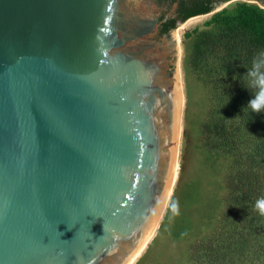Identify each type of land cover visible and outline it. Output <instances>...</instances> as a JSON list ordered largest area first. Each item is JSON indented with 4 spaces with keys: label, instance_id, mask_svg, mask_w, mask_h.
Wrapping results in <instances>:
<instances>
[{
    "label": "water",
    "instance_id": "obj_1",
    "mask_svg": "<svg viewBox=\"0 0 264 264\" xmlns=\"http://www.w3.org/2000/svg\"><path fill=\"white\" fill-rule=\"evenodd\" d=\"M163 23L156 0H0V264H130L150 238L177 168Z\"/></svg>",
    "mask_w": 264,
    "mask_h": 264
},
{
    "label": "trees",
    "instance_id": "obj_2",
    "mask_svg": "<svg viewBox=\"0 0 264 264\" xmlns=\"http://www.w3.org/2000/svg\"><path fill=\"white\" fill-rule=\"evenodd\" d=\"M210 10L203 6L199 13ZM212 19L216 37L196 29L191 58L208 49L215 60L216 75L206 81L211 98L198 127V146L210 159L223 160L222 193L205 232L188 242L186 264H264V217L254 209L264 197V112L244 114L253 90L242 79L252 58L264 51V10L243 2L235 14L218 13ZM236 36L243 39L240 52H234L239 47L230 39ZM228 50L232 60L224 55ZM188 187L190 199L198 183L192 180ZM182 218L176 222L178 235L193 228L192 212Z\"/></svg>",
    "mask_w": 264,
    "mask_h": 264
},
{
    "label": "rangeland",
    "instance_id": "obj_3",
    "mask_svg": "<svg viewBox=\"0 0 264 264\" xmlns=\"http://www.w3.org/2000/svg\"><path fill=\"white\" fill-rule=\"evenodd\" d=\"M243 2L264 10V0H220L219 3L214 0L209 12L200 15L197 20L190 19L186 26V23L178 24L175 28L177 30L170 33L171 37L176 36L179 46V68L176 74L182 83L184 94L178 171L174 190L155 232L131 264H186L188 242L205 232L209 215L216 209V200L222 193L223 160L219 157L210 159L207 152L198 146V127L206 116L211 98V89L206 81L216 70L215 60L207 53L208 49L195 58H191V52L196 29L215 38L218 26L212 19L214 15H233L238 4ZM178 36L181 37L180 40ZM230 39L239 47L234 52H240L242 37ZM227 52L229 50L224 55L232 60L234 57L230 58ZM192 180L198 183V187L189 199L188 183ZM174 203L179 206V215L172 211ZM189 211L192 212L193 223L187 221V224L193 225V228L186 235H178L176 222L183 220L182 216Z\"/></svg>",
    "mask_w": 264,
    "mask_h": 264
},
{
    "label": "clouds",
    "instance_id": "obj_4",
    "mask_svg": "<svg viewBox=\"0 0 264 264\" xmlns=\"http://www.w3.org/2000/svg\"><path fill=\"white\" fill-rule=\"evenodd\" d=\"M242 79L245 87L253 90V98L244 107V114L250 116L251 113L264 112V51L257 53L252 58L251 66L248 67V71ZM254 209L264 217V197L256 200ZM172 211L175 215H179V206L177 203L172 205Z\"/></svg>",
    "mask_w": 264,
    "mask_h": 264
},
{
    "label": "flooded vegetation",
    "instance_id": "obj_5",
    "mask_svg": "<svg viewBox=\"0 0 264 264\" xmlns=\"http://www.w3.org/2000/svg\"><path fill=\"white\" fill-rule=\"evenodd\" d=\"M156 2L164 19L159 41L166 43L176 38V36L171 37L170 33L173 30H177L175 28L178 24L187 23L195 15L205 14L199 13V10L203 6H211L212 9L214 0H206L202 3L198 0H187L186 3H173L172 0H156ZM177 61H179V57L172 63L177 65Z\"/></svg>",
    "mask_w": 264,
    "mask_h": 264
},
{
    "label": "bare ground",
    "instance_id": "obj_6",
    "mask_svg": "<svg viewBox=\"0 0 264 264\" xmlns=\"http://www.w3.org/2000/svg\"><path fill=\"white\" fill-rule=\"evenodd\" d=\"M201 16L197 15V17L195 16L194 18H192L193 20H197L199 19ZM191 19V20H192ZM190 22V21H189ZM187 22V23H189ZM196 22V21H195ZM185 24L188 25V24ZM185 28V27H184ZM182 29V28H181ZM176 39V38H175ZM181 37L178 36V40H180ZM177 42V39H176ZM178 44V43H177ZM179 49V46H178ZM178 66V65H177ZM179 67V66H178ZM178 69V68H177ZM176 69V70H177ZM177 73V72H176ZM177 79H178V75L176 74ZM179 85H180V94H179V104H178V115H177V125H176V135H175V151H176V158H177V168H176V176H177V171H178V159H179V144H180V137H181V130H182V117H183V108H184V94H183V88H182V83L181 81L178 79ZM176 180V178H175ZM170 197V196H169ZM169 198L167 199L166 203L164 204V206L162 207V209L160 210L159 214L157 215V217L155 218L151 228H150V238L153 235V233L155 232L157 225L162 217V214L167 206V202H168ZM149 238V239H150ZM145 240L142 242V244L140 245V247L138 248V250L135 252L130 264L135 260V258L139 255V253L143 250V248L145 247L146 243L148 242V240Z\"/></svg>",
    "mask_w": 264,
    "mask_h": 264
}]
</instances>
